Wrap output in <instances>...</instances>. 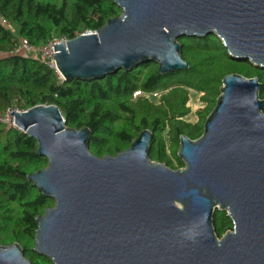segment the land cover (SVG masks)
<instances>
[{"label":"water","instance_id":"water-1","mask_svg":"<svg viewBox=\"0 0 264 264\" xmlns=\"http://www.w3.org/2000/svg\"><path fill=\"white\" fill-rule=\"evenodd\" d=\"M119 16L55 45L66 81L100 79L155 62L189 68L179 38L217 35L229 53L264 68V0H114ZM259 77L233 73L198 139L180 137L173 169L150 157L143 130L117 155H95L92 131L66 125L57 105L11 115L38 143L46 168L28 179L54 206L37 218L34 251L52 264H264V98ZM233 229L221 237L215 211ZM0 264H32L20 243Z\"/></svg>","mask_w":264,"mask_h":264},{"label":"trees","instance_id":"trees-1","mask_svg":"<svg viewBox=\"0 0 264 264\" xmlns=\"http://www.w3.org/2000/svg\"><path fill=\"white\" fill-rule=\"evenodd\" d=\"M58 1L0 0V113L57 105L68 127L90 128V150L100 157L128 149L149 129L151 159L179 169L184 167L178 157L180 137L195 140L203 134L227 75L259 77L264 98V68L233 57L215 34L179 38L186 70L162 75L151 62L100 79L61 82L40 57L16 52L21 42L41 47L54 37L96 32L121 8L114 0ZM154 92L160 97H153ZM192 92L201 94L203 104L195 122L185 120L192 113ZM37 149L33 137L0 122V245L20 243L32 264H52L34 251L37 218L54 206V199L28 179L48 165ZM214 219L219 237L233 229L226 211L216 209Z\"/></svg>","mask_w":264,"mask_h":264},{"label":"built area","instance_id":"built-area-1","mask_svg":"<svg viewBox=\"0 0 264 264\" xmlns=\"http://www.w3.org/2000/svg\"><path fill=\"white\" fill-rule=\"evenodd\" d=\"M6 23V21H4ZM95 32H90L86 31L83 34H92ZM70 39L67 37H54L52 40H50L48 43H46L44 46L41 47H34L28 43L27 40H23L20 44V46L16 49V52H24V53H31L35 54L36 56L40 57L48 66L53 69L58 77V79L61 82L65 81V78L59 73V71L56 68L55 65V45H59L63 42L67 44V42ZM141 94L140 92H135V96ZM161 93L160 92H154L153 97L158 98L160 97ZM13 111H21L17 108H11L5 112L0 113V122L5 124L9 129L10 128H15L18 129V127L15 124V119L11 115V112Z\"/></svg>","mask_w":264,"mask_h":264},{"label":"rangeland","instance_id":"rangeland-1","mask_svg":"<svg viewBox=\"0 0 264 264\" xmlns=\"http://www.w3.org/2000/svg\"><path fill=\"white\" fill-rule=\"evenodd\" d=\"M58 1V0H56ZM60 2V0L58 1ZM201 94L192 92L189 106L192 109V113L185 118L186 121L195 122L197 120L196 112L203 108V104L200 101Z\"/></svg>","mask_w":264,"mask_h":264}]
</instances>
